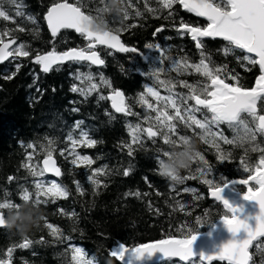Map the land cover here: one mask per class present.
<instances>
[{
  "label": "trees",
  "instance_id": "obj_1",
  "mask_svg": "<svg viewBox=\"0 0 264 264\" xmlns=\"http://www.w3.org/2000/svg\"><path fill=\"white\" fill-rule=\"evenodd\" d=\"M57 2L18 0L19 10L24 15L16 17L15 23L0 18V30H12L17 44L24 43L34 52L85 47L87 41L72 30L64 29L55 37L48 31L45 15ZM67 2L81 7L82 11L94 15L102 23L107 22L113 31L118 29L124 43L135 47L138 52L121 53L98 47L105 61L103 67L97 68L88 62H69L47 73L34 63L33 57L0 63V201L10 200L22 205L19 212L9 210L7 213L5 210L7 220L28 214L41 217L38 226L26 231L0 228V259L6 258L10 247L27 238L32 241L31 246L17 247L12 255V264H81V258L75 251L77 247H81L83 260L91 264H124L111 255V251L121 244L132 248L161 239H182L189 231L198 235L209 232L226 213L222 203L210 197V188L204 179H213L223 186L246 178L249 173L240 161L243 159L249 165L258 161L262 153L251 148H264V136H257L254 145L242 130L237 133L227 124H220L212 131L222 133L234 142L224 143L219 136L215 141L212 136H207L205 142L201 139L203 133L200 129H189L177 121V134L195 142L197 151L204 155L208 165L196 160L190 169L181 171L179 182H171L160 175L157 159H166L163 152L170 151V146L163 142L162 137L150 139L145 135L141 136L140 142L132 144L128 126L140 124L147 127L146 117L155 115L139 100L147 87H155L163 97L187 95L189 89L182 82L190 85L206 83V78L192 69L177 71L175 62L195 64L207 58L210 66L223 67L247 88L255 85L260 74L258 66L239 59L245 53L238 49L225 55L222 50L230 46L224 40L205 39L203 50L198 49L190 34L179 30L181 22L201 27L207 22L187 12L178 3L166 9L162 0H125L127 19L113 21L112 16L117 15L112 0H107L106 4L105 0ZM4 6L10 15L18 10L10 0H6ZM101 8L103 10L98 14ZM137 12L140 15H136ZM21 27L24 31L18 30ZM148 44L160 45L164 54L162 63L161 51H148ZM157 69L162 70L154 75ZM157 75L167 86L158 83ZM88 76L93 77L91 83L99 86L97 90L87 95L83 91L72 90L74 87L87 89ZM101 77L110 86L104 85ZM227 82L235 83L231 79ZM118 89L123 91L134 115H118L112 110L108 95ZM146 98L156 106L155 97ZM261 104L264 101L258 103V108ZM168 111L172 114L173 110L169 108ZM200 115L197 113V118ZM83 132L97 141L94 147L78 146L75 149L79 155H87L94 160L90 167L72 163L74 157L69 137L79 140ZM171 139L175 140L176 136H171ZM129 144L132 145L131 154ZM29 145L35 147L30 148ZM49 146L62 167V176L57 180L46 174L33 176L25 167L31 164L39 170L46 158L44 149ZM217 147L226 156L223 162L218 158ZM205 167L209 169L207 175H201L198 169ZM96 169L103 172L93 177ZM126 170L128 175H124ZM97 178L101 181L99 187L92 183V179ZM37 181L60 183L67 187L69 195L55 200L40 197L42 202L33 207L31 202L25 203L21 197L26 189L35 199ZM236 189L245 193L242 185H236ZM45 200L46 203L43 202ZM47 224L59 228L61 234L53 236ZM161 264L182 263L169 260ZM189 264L203 263L194 260ZM251 264H264V238L252 247Z\"/></svg>",
  "mask_w": 264,
  "mask_h": 264
},
{
  "label": "snow or ice",
  "instance_id": "obj_2",
  "mask_svg": "<svg viewBox=\"0 0 264 264\" xmlns=\"http://www.w3.org/2000/svg\"><path fill=\"white\" fill-rule=\"evenodd\" d=\"M5 2L6 0H0V18L15 23L16 17L24 15L19 10L20 4L18 0H10V3L18 9L14 15H10L9 10L4 6ZM106 3L107 0H105ZM123 3H125V0H123ZM177 3L182 5L187 12L194 13L196 16L207 20V24L203 27L183 22L180 25L179 30L190 34L198 49L203 50L204 48L202 38H220L230 46L222 50L225 55L236 49L240 50L245 55L238 58L247 61L250 65L258 66L260 74L255 80V85L247 88L240 84L237 76L229 75L223 67L210 66L207 58L201 59L195 64H188L186 61L183 64L175 62L174 67L177 71L184 72L192 69L206 78V83L190 85L187 82H182L183 86L189 89L187 95L175 94L163 97L155 87H147L146 93L141 95L139 100L142 106L152 110L155 115L146 117L147 127H142L140 124H130L128 126L132 144L140 142L142 135L150 139L158 136L162 137L163 142L169 145L171 149L163 152V157L170 158L173 149L183 148L184 145L191 142L187 136L177 134L175 122L178 121L189 129H200L203 133L201 139H204L205 142H207V136H212L213 141H215L216 136H219L224 143L232 144L233 140L227 139L222 133L212 131L213 127L219 128L220 124H227L229 128L237 133L242 130L248 141L255 145L257 136H264V114H261L264 111V104H261V107L258 108V103L264 101V0H162L163 7L166 9H171ZM101 10L103 8L98 10V14ZM123 13V17L113 15V21L127 19L126 8H124ZM136 15H140V13L137 12ZM91 16L85 14L81 7L68 3L67 0H58L46 14L47 25L52 36H57L61 29H74L87 41L86 46L74 47L65 51H57L53 48L51 51L44 53L34 52L24 43L17 44L16 38L12 35V30L5 28L0 30V63L9 60V58L18 60L33 57L34 63L40 65L42 71L47 73L53 70L54 66L65 62H90L91 65H104L105 61L100 58L99 53L95 50L97 44L118 49L121 52L136 51L134 48L126 47L121 42L120 36L113 31L103 33L91 31L86 26V21H89ZM28 19H31V17H28ZM18 30L24 31L22 27ZM147 47L151 49L154 46L148 44ZM155 48L160 49V45H155ZM163 55L161 51L160 63L163 62ZM18 69L19 65H17ZM161 70L157 69L153 74L155 75L157 71ZM228 79L235 81V83H228ZM87 80L89 81L87 89L74 87L72 90L83 91L87 95L98 89L97 84L91 83L92 76H88ZM157 80L161 85L167 86L165 81L159 80L158 75ZM101 82L110 86L109 82L102 77ZM167 83L170 84L171 82ZM169 91H171V88H169ZM146 97H155L156 106L149 102ZM109 99H111L112 107L116 112L134 115L125 102L123 92L114 90ZM189 101L194 103H189ZM169 108L173 110L172 114L169 113ZM197 113L201 114L200 118H197ZM171 136H176V139H171ZM69 140L72 143V155L74 157L72 163L90 167L94 160L87 155H79L75 149L78 146L94 147L97 141L90 138L87 132H83L79 140L73 137H69ZM214 146L216 145L214 144ZM29 147L34 148L35 146L29 145ZM128 148L129 154H131L132 145L129 144ZM251 150L260 151L262 154L253 165H249L241 159L240 163L249 175L233 183L247 186L243 200L256 202L259 206L258 213L246 215L243 203L234 204L225 199L223 192L228 187L227 183L222 186L220 183L214 182L213 179H204L203 181L209 186L211 196L222 203L226 214L220 220L232 234V238L214 253H200L197 255L193 250V245L198 238V234H192L189 231V234L182 239H161L153 244H141L132 248L121 244L119 248L111 251V255L118 257L123 262L127 259V264H134L135 260L142 259L146 255L151 256L157 251L168 257L178 256L181 260H191L195 256L201 261L218 259L227 261V264H249L251 259L249 248L252 242L258 237H264V148L254 146ZM44 151L46 158L43 159V165L39 170L31 164H26L25 167L29 168L33 176H44L45 173H52L56 177L62 176L61 169L57 166L53 157V149L49 146ZM217 151L219 152V160L225 161V154L218 147ZM28 159L31 160L32 156L29 155ZM157 159L159 163L164 160L159 157ZM196 160L202 161L205 166L208 165V161L199 151L194 154V161ZM208 170L207 167L198 169L201 175H207ZM102 172V169H96L92 175L96 177ZM128 174L129 172L126 170L124 175ZM9 180H12V177H9ZM92 183L99 187L101 181L98 178L92 179ZM77 187L79 188V183H77ZM35 188V199L26 189L21 197L23 202H31L33 207L42 202L40 197L55 200L67 198L69 195L67 187L55 181L48 183L37 181ZM135 195H139V193H135ZM43 202L46 203L47 200ZM21 207V204L10 200L0 201V218H2L0 219V227H7L4 222L7 220L5 210H7V213L9 210L19 212ZM47 227L51 230L53 236L61 234L60 229L52 224H47ZM31 243V240L25 238L22 243L10 247L7 250L6 258L0 259V264H12V255L15 249L17 247H30ZM75 251L81 258V264H91L90 261L83 260L80 249Z\"/></svg>",
  "mask_w": 264,
  "mask_h": 264
},
{
  "label": "water",
  "instance_id": "obj_3",
  "mask_svg": "<svg viewBox=\"0 0 264 264\" xmlns=\"http://www.w3.org/2000/svg\"><path fill=\"white\" fill-rule=\"evenodd\" d=\"M69 3V2H68ZM72 4V3H71ZM50 9V8H49ZM184 9V8H183ZM185 10V9H184ZM86 14V13H85ZM192 14H194V13H192ZM195 15V14H194ZM198 17V16H197ZM199 18H201V19H203V20H205L206 22H207V20H206V18H203V17H199ZM45 22H46V26H47V28H48V31L50 32V34H51V31H50V29H49V27H48V25H47V21H46V15H45ZM62 30H64V29H61L60 30V32L62 31ZM68 30H72V31H74V32H76L74 29H68ZM59 32V33H60ZM113 32H115V31H113ZM77 33V32H76ZM116 34H118L117 32H115ZM77 34H79V33H77ZM52 35V34H51ZM119 36H120V39H121V42L126 46V47H128V48H134L135 49V47H132V46H128V45H126L125 43H124V41H123V39H122V37H121V35L120 34H118ZM205 39H210V40H222V39H220V38H215V39H213V38H202V40H205ZM157 45H159V44H157ZM98 47H104V48H108V49H110V50H112V51H114V52H121V51H119L118 49H112V48H109V47H107V46H105V45H99V44H97L96 45V51L99 53V51L97 50V48ZM147 50L148 51H161V49H156L155 48V46L153 47V48H148L147 47ZM129 52H133V51H129ZM136 52H138L137 50H136ZM121 53H126V52H121ZM99 55H100V53H99ZM100 58L101 59H103L102 58V56L100 55ZM10 59H12V58H9V60ZM9 60H7V61H9ZM7 61H4V62H2V63H5V62H7ZM67 63H69V62H65V63H63V64H60V65H65V64H67ZM88 63H90V62H88ZM104 65H105V63H104ZM104 65H93L94 67H97V68H101V67H103ZM56 66H58V65H56ZM56 66H54V67H56ZM53 67V68H54ZM117 91H121V92H123L122 90H120V89H118ZM112 93L113 92H111L109 95H108V100H109V102H110V106H111V108H112V110L116 113V114H118V115H120V114H124V113H118V112H116L115 111V109L112 107V101H111V99H109V97L112 95ZM124 97H125V95H124ZM125 102H126V98H125ZM54 157V159L56 160V164H57V166L58 167H60V169H61V172H62V167L59 165V163H58V160H57V158L55 157V156H53ZM45 159V158H44ZM41 165H43V160H42V163H41ZM47 176H50V177H52L53 179H58V178H60V177H56V176H54V174H52V173H45ZM234 184H237V185H244V184H240V183H230V184H228V187H226L225 189H224V192H223V195H224V197H225V199H227V200H229L230 202H233L234 204H241V203H243L244 205H245V214L246 215H254V214H256V213H258V211H259V206H258V204H256V202H254V201H244L243 200V196H238L237 198H231L230 197V191H229V188H230V186H232V185H234ZM210 197L211 198H213L212 196H211V192H210ZM214 199V198H213ZM221 203V202H220ZM0 219H2V218H0ZM5 222V221H4ZM6 223V222H5ZM250 223H251V221H250ZM1 228V227H0ZM215 230H211L208 234H201V235H198V238H197V240L194 242V245H193V250H194V252L197 254V255H199L200 253H205V254H212V253H214L219 247H221V246H223V244H225V243H227L231 238H232V234L228 231V229L226 228V226H224L223 225V223H222V221H220L216 226H215ZM264 237H258L256 240H254L253 242H252V245L250 246V248H249V254H250V256H251V249H252V247L254 246V244L257 242V241H259V240H261V239H263ZM176 239H179V238H176ZM155 242H157V241H154V242H148V243H146V244H153V243H155ZM124 245V244H123ZM125 247H127V246H125ZM129 248V247H128ZM118 260H119V258L118 257H116ZM178 261V262H180V263H182V264H189L191 261H194V260H199L197 257H192V259L191 260H181V258L180 257H178V256H173V257H168V256H165L162 252H159V251H157V252H155L154 254H152L151 256H148V255H146L144 258H142V259H138V260H135L134 261V264H161V263H163V262H166V261ZM201 261V260H200ZM120 262H122V263H124V264H127V259L125 260V262H123V261H120ZM203 264H212V263H214V262H226L227 263V261H221V260H218V259H213V260H211V261H207V260H204V261H201ZM249 264H251V259H250V261H249Z\"/></svg>",
  "mask_w": 264,
  "mask_h": 264
},
{
  "label": "clouds",
  "instance_id": "obj_4",
  "mask_svg": "<svg viewBox=\"0 0 264 264\" xmlns=\"http://www.w3.org/2000/svg\"><path fill=\"white\" fill-rule=\"evenodd\" d=\"M113 10L117 16H121L124 11L123 0H112ZM86 26L93 32H109L114 29L110 28L107 22H101L94 15L89 21H86ZM197 151L195 142H190L184 145L183 148L173 149V154L170 158L164 159L162 163L158 162L159 173L171 182H179L181 180V171L190 169L194 162V154ZM41 217L38 214H28L24 217L8 219L6 226L8 228H17L21 231H26L31 227L38 226ZM22 220V223L15 221Z\"/></svg>",
  "mask_w": 264,
  "mask_h": 264
},
{
  "label": "rangeland",
  "instance_id": "obj_5",
  "mask_svg": "<svg viewBox=\"0 0 264 264\" xmlns=\"http://www.w3.org/2000/svg\"><path fill=\"white\" fill-rule=\"evenodd\" d=\"M243 187H245V190L247 191V186L246 185H242ZM229 193H230V197L231 198H237V196H239L240 194H245V193H240L237 189H236V186H231L229 188ZM78 249H81V247H77ZM79 255V254H78ZM80 257V256H79Z\"/></svg>",
  "mask_w": 264,
  "mask_h": 264
}]
</instances>
